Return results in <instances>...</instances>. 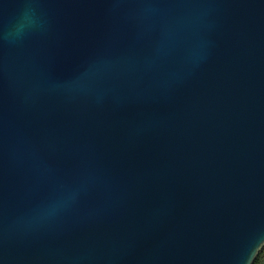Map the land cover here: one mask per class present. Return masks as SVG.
Returning a JSON list of instances; mask_svg holds the SVG:
<instances>
[{
  "label": "water",
  "instance_id": "obj_1",
  "mask_svg": "<svg viewBox=\"0 0 264 264\" xmlns=\"http://www.w3.org/2000/svg\"><path fill=\"white\" fill-rule=\"evenodd\" d=\"M262 244L264 0H0V264Z\"/></svg>",
  "mask_w": 264,
  "mask_h": 264
},
{
  "label": "trees",
  "instance_id": "obj_2",
  "mask_svg": "<svg viewBox=\"0 0 264 264\" xmlns=\"http://www.w3.org/2000/svg\"><path fill=\"white\" fill-rule=\"evenodd\" d=\"M252 264H264V250L260 247L252 261Z\"/></svg>",
  "mask_w": 264,
  "mask_h": 264
},
{
  "label": "snow or ice",
  "instance_id": "obj_3",
  "mask_svg": "<svg viewBox=\"0 0 264 264\" xmlns=\"http://www.w3.org/2000/svg\"><path fill=\"white\" fill-rule=\"evenodd\" d=\"M54 69L52 67H49L48 69V77L51 78V76L53 75Z\"/></svg>",
  "mask_w": 264,
  "mask_h": 264
},
{
  "label": "rangeland",
  "instance_id": "obj_4",
  "mask_svg": "<svg viewBox=\"0 0 264 264\" xmlns=\"http://www.w3.org/2000/svg\"><path fill=\"white\" fill-rule=\"evenodd\" d=\"M262 249L264 250V244L261 245Z\"/></svg>",
  "mask_w": 264,
  "mask_h": 264
}]
</instances>
